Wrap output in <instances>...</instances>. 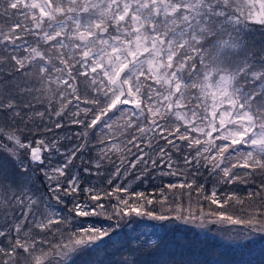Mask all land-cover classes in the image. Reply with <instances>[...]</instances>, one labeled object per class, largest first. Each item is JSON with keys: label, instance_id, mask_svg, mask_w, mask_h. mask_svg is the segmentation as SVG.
<instances>
[{"label": "snow or ice", "instance_id": "1", "mask_svg": "<svg viewBox=\"0 0 264 264\" xmlns=\"http://www.w3.org/2000/svg\"><path fill=\"white\" fill-rule=\"evenodd\" d=\"M254 33L264 39V0H0V154L20 188L0 170L3 264H75L73 254L136 231L132 214L161 227L226 224L229 243L264 235V206L249 212L264 205V44ZM69 124L81 142L62 151L72 137L56 130ZM36 174L42 194L28 187ZM159 177L173 178L159 195L130 191ZM257 177L247 200L227 187ZM121 191L129 197L107 202ZM134 240L120 264L160 254L150 238Z\"/></svg>", "mask_w": 264, "mask_h": 264}, {"label": "trees", "instance_id": "2", "mask_svg": "<svg viewBox=\"0 0 264 264\" xmlns=\"http://www.w3.org/2000/svg\"><path fill=\"white\" fill-rule=\"evenodd\" d=\"M253 41V44L256 47H260L261 44H264V39L261 38L260 33H254L250 37ZM39 110L43 111L44 109L37 106ZM53 120L57 119L56 117H52ZM47 123V121H46ZM82 131L79 125L69 124L66 128H61L56 130V135L63 137L67 133L72 137L70 140H61L60 143L64 145L62 147V151H66L70 147H74L75 144L80 143L81 141L75 136V133ZM107 131V130H105ZM97 145L95 139H93L92 145L89 147H94ZM80 153H77V157ZM85 161H87L91 157H95L97 155V151H89L84 152ZM62 157H57L54 159L53 163L56 160H61ZM74 163H80V161L74 160ZM4 165V163L2 164ZM87 163L81 165V167H88ZM13 168V167H12ZM5 170V169H4ZM204 172L203 176H198L197 181L205 184V191H208L211 188L213 183L212 177L208 175L206 170H201ZM9 176L10 189L11 192L19 194L20 188L18 181L15 177H13L10 171L7 172ZM87 175V174H85ZM61 179H66V177H61ZM88 179L91 181H95L96 177L94 175L88 176ZM128 179H131L129 177ZM171 177H159L156 181H147V182H136L131 186V192L143 191L147 194H151L153 196L159 195V188L161 186V182L167 183ZM259 177H257V182L251 185H229L227 186L229 190H235L238 197L245 198L247 200L248 193L254 192L257 190V184L259 183ZM115 183V182H114ZM34 192L38 194H42L45 192L46 183L44 182V178L40 174H36L33 179V182L28 186ZM107 188H111V185H105ZM195 187V185H194ZM224 189L222 188L221 191ZM190 190L187 189H164L165 193H180L187 192ZM4 195L3 190H0V198ZM117 196L129 197V193L126 192H114L113 198L108 200V203L115 202ZM85 198V194H81L80 199L83 200ZM186 197H184L185 199ZM70 199V198H69ZM131 199H136V197H131ZM259 200L258 197L254 198ZM186 202V201H184ZM0 203H2V199H0ZM91 203V201H89ZM205 210H207L208 202L201 201ZM70 205H60L61 208H64L65 214L67 213V207ZM232 206V202H230L228 207ZM264 205H256L253 208L249 209V212H258L259 208ZM158 211L166 212V208H160L158 205L156 206ZM215 208V205L212 206ZM242 207L241 205H235L236 209ZM200 211V207H199ZM218 211H223V209H218ZM248 213H243L241 215H247ZM15 215H19V213H15ZM132 220L134 221L133 227L136 228V231H132L130 228L122 229L118 236L114 235L112 240H105L104 244L100 245L105 249V253L101 259H97V264H120V262L128 256L126 251H121L123 244L126 243L128 238L133 239V243L135 244L134 238L136 236H140V240L143 241L145 238H150L153 242V245L160 244V254L154 255L152 257L143 256L142 259L145 264H158L161 260H167L169 264H264V235L257 236L256 239L248 242L247 244H234L223 241L219 238L218 235L222 233L228 232V225L219 226L216 224L208 225L206 228H196L190 225L183 224H173L168 223L166 227H161L159 222L151 221L147 217L136 218L134 214H132ZM9 222L13 220V215L10 214L8 216ZM93 223L97 224H107L108 220L93 218ZM4 224V220L2 215H0V225ZM240 227V226H239ZM223 228V229H220ZM233 231H237L234 230ZM141 232L144 234L141 235ZM13 236L15 233L13 232ZM0 240H4V238L0 237ZM7 244V240H4L3 244H0V247H4ZM85 253L76 255V264H86L83 260ZM9 257L4 253H0V264L5 260H8ZM89 262V261H88Z\"/></svg>", "mask_w": 264, "mask_h": 264}, {"label": "rangeland", "instance_id": "3", "mask_svg": "<svg viewBox=\"0 0 264 264\" xmlns=\"http://www.w3.org/2000/svg\"><path fill=\"white\" fill-rule=\"evenodd\" d=\"M3 163H4V165H2ZM12 167H13V162H9L5 158V154H0V170L5 169L6 172L10 171L12 173L13 172ZM185 197L186 198L184 199V201H186V202H184V203L187 204V196H185ZM192 205H193L192 210L194 212H199V205L197 204L195 199H193ZM220 229H223V228H220ZM233 229L239 231L240 227L235 226V227H233ZM82 235L86 236L87 234H82ZM227 235H228V232H227V234L222 233L221 235H218V236L221 240L225 241L224 237H227ZM63 242L67 243V240L65 239ZM234 244H236V243H234ZM104 253H105V249L103 247H100V250H98V251H91L90 253L86 252V255H84L83 260L86 264H97V259H101V257L103 256L102 254H104ZM76 257H77L76 254H73L74 260L76 259ZM1 264H3V263H1ZM75 264H76V261H75ZM79 264H81V263H79Z\"/></svg>", "mask_w": 264, "mask_h": 264}]
</instances>
